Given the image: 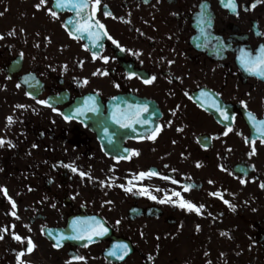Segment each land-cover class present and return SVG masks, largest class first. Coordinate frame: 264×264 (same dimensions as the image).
I'll return each instance as SVG.
<instances>
[{
    "label": "flooded vegetation",
    "instance_id": "af4514ba",
    "mask_svg": "<svg viewBox=\"0 0 264 264\" xmlns=\"http://www.w3.org/2000/svg\"><path fill=\"white\" fill-rule=\"evenodd\" d=\"M38 3L0 0V189L16 203L12 216L0 191V264H17L27 246L13 232L35 245L28 264H264V137L248 117L264 120V78L239 60L264 45V0H236L238 14L221 0H100L95 19L119 47L69 35L75 12ZM201 5L210 27L199 23ZM88 97L98 111L74 115ZM137 105L147 123L115 122ZM150 171L157 175L136 178ZM174 192L204 205L201 214L160 202L179 199ZM91 217L104 236L53 246L73 235L74 220ZM122 244L124 259L109 254Z\"/></svg>",
    "mask_w": 264,
    "mask_h": 264
},
{
    "label": "snow or ice",
    "instance_id": "6c2138e0",
    "mask_svg": "<svg viewBox=\"0 0 264 264\" xmlns=\"http://www.w3.org/2000/svg\"><path fill=\"white\" fill-rule=\"evenodd\" d=\"M48 0H39V3L35 5L37 9H40L44 7L47 4ZM221 3L230 9L232 12L237 13V8L238 5L236 3V0H227V3H225V0H221ZM100 5V0H55V7L60 8V9H72L75 12L76 17L78 18L75 21V28L74 32L70 31L69 35H75L77 38H83L84 34L87 33L88 38L93 42V45L95 47H103L102 44L99 43L100 40L103 39V37L107 36L109 40H112L111 36H108V33L105 29V26L100 23L99 20L95 19L96 12L99 8ZM251 7H255V3L251 5ZM206 5H201V12L199 14V23L201 25L207 24L209 27L211 26V21L208 19L207 14H206ZM247 10V9H245ZM48 14L51 15L52 17H57V12L53 11L52 8L47 9ZM2 14V13H0ZM105 15H112L110 12L107 10L104 13ZM123 19V18H119ZM69 24H72L73 21L69 20ZM67 27V25H65ZM204 29L202 28L201 31ZM12 34V33H10ZM0 39H3V36H0ZM114 44H117L119 47V44L117 41L112 40ZM87 48V45H85ZM122 51L124 49H121ZM92 58L96 59L97 58V53L93 52L92 53ZM102 60L105 62L108 61V57L102 56L100 57ZM241 66L250 74L264 78V45H262L258 51L257 55H252V53L241 50V54L239 57ZM171 63V62H170ZM95 74V73H94ZM101 75H107V72H102L100 73ZM134 75V73H133ZM155 80V76H152L151 79H145L144 83L148 84L151 83L152 81ZM84 83H87V80L84 81ZM116 87H119L117 84ZM28 95H32L31 92L28 93ZM115 99V98H114ZM38 103L42 105H47L51 107L49 102L47 100H39ZM243 103V102H242ZM18 107H24L23 105H18ZM131 108V106H129ZM213 107L216 108V111L220 113V115L224 118V120L229 119V115L227 110H225L220 104L218 103H213ZM246 107V105H245ZM53 111H57V109L53 108ZM86 111L90 112H97L98 111V106L95 103V99L93 97H88L87 101H85L83 107H79L76 109L74 115H84ZM141 111H147V107L143 105H137L135 110L130 112V113H125V112H118L114 113L113 119L117 124H120L122 127L125 128H130L132 127L133 124L135 123H147V121H144L139 118V113ZM61 115H64L61 113ZM248 117L250 122H252L255 130L261 135V137H264V120H257L256 117L249 112ZM65 120H70L72 119L71 115H64ZM234 119V117H232ZM8 124H11L13 122V118L11 116L7 117ZM232 129L229 127L228 131H231ZM159 129H153L154 133H157ZM227 135V132L224 133ZM149 139H155V134L150 136ZM245 142L248 143V138H245ZM261 143H264V138L261 139ZM8 146L11 147V141H8ZM251 143L254 145L255 141H251ZM5 144V140L3 138H0V146ZM35 147V145H34ZM255 153V147H252V151L249 155H252ZM138 155V153H134ZM67 167H70L73 172L77 171V168L74 167L73 165H66ZM199 166V165H198ZM79 175L81 177L89 176L91 179L90 175L85 172H79ZM157 175L156 172L150 171L148 173L145 172H140L137 179H142L145 176H154ZM165 179H168V177H164ZM211 183V181H210ZM241 183H244L243 180H241ZM101 184L103 185L104 182L101 181ZM120 187L125 188L124 185H120ZM133 185L131 181H129V186L125 188V191L127 192H133ZM191 186H185V190L187 191ZM261 188H264V183L260 185ZM2 191L3 195L8 199V201L11 203L13 211L11 212L12 216H16L15 208H16V203L14 200H12L11 196L8 195V191L6 188L0 189ZM139 195H145L149 196L150 199L155 200L156 197L152 196L151 193L147 189H141L138 193ZM174 196L178 197L179 199L173 200L171 198H166L164 200H161V203H170L175 206H178L182 209H185L189 212L195 211L197 214H201V209L204 207V205H200L197 207L194 203L190 201L184 200V198L181 196L179 192H174ZM213 196H218L220 199L223 200V202L228 205L230 208L234 209V205H231L228 200H225L223 198V195L220 192H214L211 193ZM54 206V205H53ZM19 217H17L18 219ZM14 228L15 225H12ZM44 229H42L43 231ZM197 230H199V225H197ZM4 232L8 231V228L3 229ZM72 231L73 235L71 236H65L63 233H61L59 236L55 237V239L58 241L56 244H54V247H59L60 243L59 241H63L65 239H73V240H87L88 242H93L95 237H102L104 236L108 229L104 227V225L99 221L96 220L95 217L88 218L87 220H81V219H76L72 222ZM49 235H52L51 232H49ZM12 237L14 240L19 241L23 243L25 240H27V246L25 249L21 250L20 252L17 253V264H28L27 261L23 259L25 254H30L34 248L35 245L31 238H26V237H21L20 235L16 233H12ZM0 239H3V236L0 235ZM130 251L128 246L126 244L122 245H116L114 246L113 250L109 253L112 256H118L119 259H124V256ZM74 259L76 260H83L84 257L82 256H75Z\"/></svg>",
    "mask_w": 264,
    "mask_h": 264
}]
</instances>
